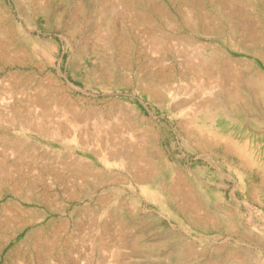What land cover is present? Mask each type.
I'll list each match as a JSON object with an SVG mask.
<instances>
[{"label":"rangeland","instance_id":"374dc122","mask_svg":"<svg viewBox=\"0 0 264 264\" xmlns=\"http://www.w3.org/2000/svg\"><path fill=\"white\" fill-rule=\"evenodd\" d=\"M232 1L231 12L237 8L233 13L238 21L236 39L229 34L224 38L203 33L185 24H166L160 20L150 24L137 20L133 10L122 8L116 11L119 17L115 27L117 38L123 41L127 31L139 37L136 51L128 52L123 61L118 48L101 41L104 23L101 22L104 27L101 31L98 23L92 24L96 22L93 19L86 25L92 42L87 51L80 53L66 44L67 30L43 29L41 36L58 44L55 50L51 49L53 63L47 55L42 52L37 55V49L29 48L33 50V60L25 58L23 62L0 66V97L8 95L6 99L12 100L0 98V162L12 164L5 168H19L31 178L43 174L49 177L47 184L35 186L39 194L47 195L45 203L38 199L22 200L11 193L0 197V264H153L160 260L170 264L178 254L182 257L179 264L192 263L183 257L175 238L180 233L186 234L185 227L178 220L159 214L158 205L145 198L138 180L136 182L128 170L106 166L103 162L99 154L101 150L108 153L104 145L106 139L98 140L100 146L90 143L83 147L67 140L70 137L64 129L49 131L65 119L64 105L56 104V93L46 90L52 70L63 84L72 88L75 110L84 116L81 127L89 135L102 121L115 129L108 134L109 142L114 135L117 143L123 142L132 132L146 152L142 154L146 159L133 152L134 170H162L160 173L168 183L171 174L164 166L165 161L175 160L186 180L196 185L199 205L209 210L214 219L208 226L197 228L198 243L207 245V249H200L194 264H264L262 194L258 195L232 166V162L243 164L240 156L229 153L224 156L220 143H216L212 151L204 149L199 139L203 119L186 127L170 99L166 103L145 90L150 76L165 71L167 78L158 79L163 82L162 89L171 86V92L178 91L180 96L190 98L184 106L189 113L194 110L193 106L213 93L217 103L213 117L215 129L249 148H252L251 143L264 147L263 91L261 85L248 81L256 76V71L264 72V0ZM202 2L207 11L212 10L211 16L221 18L215 5L208 0ZM233 3L237 6L233 7ZM199 55L210 61L209 66L198 62L202 61ZM13 72L26 80L25 85L15 90L16 101L8 91ZM202 87L208 92L201 90ZM38 98L48 101L47 115L42 116L43 106L37 104ZM143 160L148 163L145 165ZM241 166L256 184H264V174L256 166ZM50 169L55 170V174L43 173ZM112 171L115 174L112 175ZM124 175L133 178L136 184L133 188L125 182ZM79 190L83 194L74 196ZM123 197H128V209L123 207ZM9 199L23 202L27 209L8 206ZM136 205L140 208L138 214L131 212ZM54 218L55 224H49ZM182 218L185 221L184 216ZM34 234L40 235L37 245L30 237ZM19 241L23 243L16 256V250H12ZM162 241H166L165 247Z\"/></svg>","mask_w":264,"mask_h":264},{"label":"bare ground","instance_id":"6f19581e","mask_svg":"<svg viewBox=\"0 0 264 264\" xmlns=\"http://www.w3.org/2000/svg\"><path fill=\"white\" fill-rule=\"evenodd\" d=\"M208 1L211 3V5H215L216 9L221 13V18L211 16L210 12L212 10L207 11L204 8V4L202 0H0V66L3 64H13V63H16L17 61L23 62L25 58L33 60L34 53H32L33 50L31 51L29 48L37 49V55H39L42 52L43 55H45V57L47 55L48 59L50 60V58L54 56V52L52 54L51 49L53 47V50H55L54 48L58 47V44L55 40H51L50 38L45 39L44 37H42L40 33L43 29L49 30V29L58 28L62 30H67V33H66L67 35H65L66 44L72 48H75V49L77 48L78 49L77 52L81 53V52L87 51L88 48L90 47L89 45H91L92 42L90 40L89 35L87 34L86 25H88L87 23L89 21H93V19H95L96 22L92 24L98 23L97 28H101V31H103V28L105 27L104 28L105 32H103L100 35L101 41L104 42L107 46H111V48L112 46L118 48V53L123 61L127 57L128 52H130L131 50L136 51L135 46L138 47V43L136 41L139 40V37L138 35L136 34L133 35L129 31H127L128 35L124 36L123 41L117 38L119 36H117V34L115 33L117 31L115 27H116V20H118L119 17L116 14V11L122 8H124L125 11L130 10V9L133 10L134 12L137 13V20L145 21L147 23L150 22V24L151 22L152 23L159 22V20L166 24H169V23H173L174 25L185 24L203 33H214L224 38L227 37V34H229V36L231 35L233 39H236L237 31H238V27H237L238 21H235L234 19L235 15L233 13H235L234 10L237 8H235L233 12H231L233 1L232 0H208ZM230 3H231V7H230ZM236 6L237 5H234L233 3V7H236ZM240 14H241V10H240ZM101 22L104 23L103 24L104 27H102ZM37 31L39 33H36ZM253 34L254 33H252V35ZM189 40H193V39L190 38ZM118 42H122V43L119 44ZM152 45H155V44H152ZM155 52L152 51V53H155ZM137 53L140 55L142 52L139 51ZM37 55L35 56V58L37 57ZM199 56L201 57L202 55H199ZM196 57L197 56H195V60H196ZM50 61H49L50 63H53L52 60ZM198 62L202 63V65L207 64V66H209L210 61L206 59L205 57L203 58L202 56V61L200 60ZM128 66L129 65H127V67ZM131 68H132L131 66L128 67L129 70H131ZM10 75H11L10 76L11 81L8 87V91L9 92L11 91L10 96H12L11 98H14V101H16L17 99L15 100V97H16L15 90L18 89L21 85H25L26 80L25 78H22L18 74H16V72L11 73ZM129 76H130V73H129ZM161 76L163 78H167L168 74L165 71H161L158 74L154 73L152 76H150V78L148 79V83L145 86L146 92L152 95H155L156 98L161 97L162 98L161 100H164L165 102L170 99L174 109L179 110L178 114L181 118L184 119V120L183 119L181 120L183 122V125L186 127L191 122L193 121L197 122L199 118H202L203 121H202L201 126L203 128L202 129L203 133H200L199 139L201 140L202 146L204 149L212 151L215 148L216 143H220L223 145L222 147H223V151L225 154L224 156H227L228 153L238 154L240 158L242 159L241 163H243L247 167L256 166L262 172V174H264V147L263 146H261L259 143H251L252 148H249L246 145L239 144L236 140L228 137V135L226 136L223 132L221 133L220 130L218 132L215 129L213 117L215 114V105L217 103H216V98L213 97V93H210L212 95L209 97L208 95L207 96L203 95V97L205 96L207 98L200 101V103L197 102L198 104H196L195 107L193 106L194 110H191V113H189L188 112L189 110L188 111L186 109L184 110L185 108L184 106L189 103L190 98H188L187 96L186 97L180 96V94H178V91L177 93H174L175 91L171 92V86H165L166 89L163 90L162 89L163 82L158 80L159 77ZM228 78L229 77H227V80ZM47 79L48 81L46 82H48L49 84L48 86L45 85L47 87L46 90L53 91L56 93L57 96L54 101L56 102V104H61L62 106L64 105V109L63 108L62 109H63V118L65 117L64 120L62 119L63 122H61V124L55 126L53 129H50L49 131L59 132L60 129H64L63 132H65L66 135L70 137V139H67V140H70L73 143H77L83 147L89 146L90 143L98 144V146H100L98 143V140H100L101 142L102 141L104 142V140L106 139L105 144L104 143L103 144L106 145V148L108 149V153H106L105 151L104 153L102 152V150L100 151L101 154L98 153L99 155H101L103 162L106 164V166H111L115 168H124L128 170V172L133 175V178L134 177L136 178V182L138 180L140 184L139 188H141L142 194L146 196L145 198L155 201V203L158 205L159 214L163 216H168L170 218H174L178 220L181 223V225L185 227L186 234L180 233L179 236L178 237L175 236V238H177L179 241L178 248H180L181 252L183 253V257L186 256L187 258L192 260L191 264H194L196 261V256L198 252H200V249L201 250L207 249V245L198 243L197 228H200L203 225L205 227L208 226L209 224L212 223L214 218L211 217L209 210L202 209V206L199 205L200 203L198 202L199 192L196 189V185L186 180L184 176V172L181 169L180 164L176 162L175 160L174 161L171 160L169 161V163L166 162L168 160L165 161L164 166L166 170L168 168V172L171 174V179L168 183L164 175H161L160 173L162 172V170H158L154 168L153 169L148 168V171L134 170V167H133L134 165L132 162V159L134 157L133 152L135 151L141 156L144 153L143 147H141L142 144L141 145L138 144L139 141L137 140V137L134 136L132 132H129V134L125 132V134L126 135L128 134L129 136L128 139H125L123 142L117 143L118 139L117 140L114 139L115 138V135H114V138H112V142H109L111 138L108 137V134L109 133L112 134L115 129L114 130L110 129L109 125L107 126L106 124L107 122H104V121H102L101 124L95 129V131L89 135L88 132L84 128L81 127L80 121L83 119L84 116H82L81 113L75 110V107H74L75 103L73 99L74 97H72V94L70 91L72 88L70 86L63 84L61 78H59L58 74L54 72L53 70L49 72ZM252 79L248 81H250L251 84L256 83L258 85H261V89L263 91V96H264V72L256 71V76H253ZM223 81L225 82V79L224 80L222 79V82ZM167 82L172 83L173 81H167ZM166 84H169V83H166ZM206 84L209 85V83H206ZM210 84L212 85L213 83H210ZM197 86L199 87V84ZM201 90H204V92H208L205 89V87H202ZM194 92L192 94H194ZM6 97H0V98H2V100L4 101L5 100L7 101V99H10V98L6 99ZM36 102L37 104H41L43 106L42 116L47 115L48 113L47 111L48 103L47 102L48 101L45 98H38ZM125 134H121V135H125ZM135 139L137 140L136 143H135ZM141 143L143 142L141 141ZM142 159H146V158H143L142 156ZM1 160L2 159H0V161ZM143 161L145 162L144 163L145 165L146 163H148L146 160H143ZM0 164H1L0 165V197H3L4 194L11 193L12 195H16L20 197L22 200L24 199L27 201H31V200L38 199L37 201H42L43 203L47 202L45 198V196L47 195L39 194L35 190V186L42 184V183L47 184V181L49 178L46 176L47 174L45 175L43 174V175L36 176V177L34 176L31 178L30 176L23 174L22 173L23 170L19 168H5L6 165H10V164L4 163V161L3 163L0 162ZM241 165L239 166L238 164H236V162L235 163L232 162V166L237 168L241 178L245 179L248 185L252 187V189H254L258 195H260V193L262 194V198L260 200H262L261 202L264 204V193L262 192V188H263L262 186H264V184L262 183L260 185L256 184L254 182L253 177L249 174V172L246 169H243ZM10 166H13V165L11 164ZM135 169H138V168L136 167ZM43 173L55 174V170L50 169L49 171H46ZM111 174L113 175L115 173L112 171ZM53 176L54 178L56 177V175H53ZM124 177H125V182L128 184L129 187L133 188V186L136 185V184L134 185L133 178H131L129 175L128 176L124 175ZM98 181L100 180L98 179ZM82 194H83L82 191L79 190V192H76L74 196L78 197V196H81ZM122 202H123V207L128 209L129 208L128 197H123ZM6 204H8V206H15L20 209H24L25 207L23 202L21 203L13 199H9ZM25 208L27 209V207ZM139 210H140L139 206L136 205L135 209L131 210V212L138 214ZM202 211H203V214H201ZM81 213H82V210H81ZM183 216L185 218V221L182 218ZM157 220H160V218L158 217ZM53 221H56V219L55 218L52 219L49 222V224H55L53 223ZM249 224H250V221H249ZM23 226H25V224ZM60 227L62 228L64 226H60ZM103 227L106 229L107 224H104ZM30 237L32 239V243L34 245H37V240L40 239V235L34 234V236H30ZM21 243H23V241H19V243L15 245V247L16 246L18 247L16 248L14 247V249L12 250V251L16 250L15 251L16 256L18 252L17 249H19ZM165 243L166 241H162L163 247H165L164 246ZM159 258H160V255H159ZM181 258H182L181 256L179 258V254H178L177 258H174V261H172L170 264H179ZM153 264H164V263L160 260L159 263L154 262Z\"/></svg>","mask_w":264,"mask_h":264}]
</instances>
